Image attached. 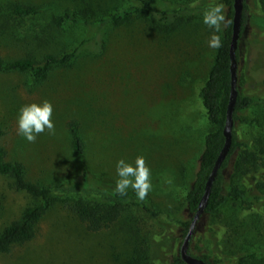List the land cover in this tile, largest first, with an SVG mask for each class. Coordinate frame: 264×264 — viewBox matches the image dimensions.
<instances>
[{
	"label": "rangeland",
	"instance_id": "1",
	"mask_svg": "<svg viewBox=\"0 0 264 264\" xmlns=\"http://www.w3.org/2000/svg\"><path fill=\"white\" fill-rule=\"evenodd\" d=\"M151 1L170 21L181 17L180 24L164 30L148 17L105 29L53 22L61 11L92 21L139 0H0L1 57L71 48L78 53L72 65L55 69L40 82L24 73L0 72V144L10 159L24 161L31 180L53 188V203L38 222L36 236L0 253V264H130L135 246L158 233L151 263L170 264L179 252L182 223L193 217L185 195L204 137L213 128L199 97L216 50L207 45L212 30L203 25L202 13L222 2V29L228 6L224 0ZM15 2L37 5L42 14L12 15L9 7ZM246 4L237 87L255 102L234 121L243 145L225 169V203L213 217L199 220L190 244L193 255L206 253L215 264H236L240 255L249 253L255 256L246 264H264V159L259 170L235 174L239 155L264 145V0ZM44 99L53 106L55 131L45 130L29 143L17 135L18 108ZM71 118L80 123L84 159L71 148L66 125ZM138 155L151 170V189L144 200L159 217L128 207L111 227L87 229L65 204L78 196L76 185L82 183L84 170L90 182L114 186L116 160L131 162ZM235 186L247 191L250 203L234 196L230 188ZM39 202L0 174V231L26 206Z\"/></svg>",
	"mask_w": 264,
	"mask_h": 264
},
{
	"label": "trees",
	"instance_id": "2",
	"mask_svg": "<svg viewBox=\"0 0 264 264\" xmlns=\"http://www.w3.org/2000/svg\"><path fill=\"white\" fill-rule=\"evenodd\" d=\"M139 2H131L123 8L113 11L106 17H98L92 21L77 17L70 11H61L54 15L53 22H56L60 26L77 23L91 24L105 29L109 26H119L132 22L139 17H148L153 20L155 26L164 30H171L176 28L182 20L181 17H176L174 21H170L169 16L165 14L166 11L155 7L151 0H139ZM224 2L228 6V10L226 24L219 33L221 36V46L215 50L206 80L199 90V97L204 107L207 120L212 124L213 128L204 137V145L200 154L197 170L193 182L185 195V204L191 214H194L198 208L200 199L205 191L207 179L225 142L223 128L226 122L227 106L231 90L230 43L233 23V0H224ZM246 9L247 4L246 0H244L240 37L245 32L248 19ZM9 12L17 17H33L42 14L39 6L20 2L12 4L9 7ZM236 53L238 58L240 50L237 49ZM77 57L78 53L76 48L64 50L60 53L49 51L42 55L26 52L6 58L0 56V72L24 73L33 81L40 82L48 79L51 72L55 69L66 68L72 65ZM260 101L264 104V99H260ZM254 102L255 99L252 96L242 94L238 90L233 115L234 121L239 119L240 112L247 110ZM66 125L72 150L84 159L86 148L79 121L71 118L67 121ZM1 136L2 130L0 129V139ZM242 145L237 140V133L233 129V141L229 154L213 182L208 204L202 217L204 215L210 218L213 217L224 205L227 197L224 193L225 169L229 164L231 155ZM263 155L264 145L262 143L259 151L249 147L236 160L235 174L245 176L249 172L259 170L261 160L264 159V157L262 158ZM0 174L11 179V185L14 189L25 192L40 200L37 204L26 206L18 218L9 221L0 231V253H7L13 246L25 244L36 236L38 222L53 203V188L52 186L31 180L28 177L27 166L24 161L10 159L8 150L1 144ZM78 186V196L70 202H65V204L85 224L87 229L91 231H99L111 227L121 218L128 207L137 208L146 217L153 218L159 217L160 215V212L150 206L144 199H138L136 194L130 190H127L126 195L121 196L114 192V186L105 185L102 181L90 182L86 170L83 172L82 183L76 185V188ZM230 191L234 196L242 199L244 203L251 202L252 197L250 195L248 196L247 191H243L236 186L231 187ZM256 198L259 199L260 196ZM190 221L191 219L182 223L183 237L187 233ZM158 234H155L149 239L144 238L141 244L135 246L136 256L131 260L130 264H153L151 263L152 254L150 252L153 251L155 244H157ZM251 256H255V254L240 255L236 264H246ZM198 257L203 258L211 264H215L206 253ZM170 264H186L180 255V249Z\"/></svg>",
	"mask_w": 264,
	"mask_h": 264
},
{
	"label": "clouds",
	"instance_id": "3",
	"mask_svg": "<svg viewBox=\"0 0 264 264\" xmlns=\"http://www.w3.org/2000/svg\"><path fill=\"white\" fill-rule=\"evenodd\" d=\"M225 22L224 5L222 2L215 3L212 7L202 13V23L212 30L207 42L209 48L219 49L221 46V26ZM53 106L50 101L44 99L37 102L22 104L16 115L17 135L29 143L35 142L37 136L44 133L49 134L55 131L52 120ZM151 170L145 164L142 155H138L131 162L124 158L115 162V185L114 192L117 195H126L131 188L138 199L143 200L151 189Z\"/></svg>",
	"mask_w": 264,
	"mask_h": 264
},
{
	"label": "water",
	"instance_id": "4",
	"mask_svg": "<svg viewBox=\"0 0 264 264\" xmlns=\"http://www.w3.org/2000/svg\"><path fill=\"white\" fill-rule=\"evenodd\" d=\"M244 11V0H233V23H232V37L230 43V71H231V90L230 98L227 106L226 122L223 128L225 136L224 145L214 163L211 173L207 179L205 191L200 199L199 205L190 221L187 233L180 246V255L186 264H211L201 257L195 256L190 252V242L198 222L204 214L205 208L208 204L213 182L216 179L218 171L220 170L224 160L227 158L232 141H233V126H234V110L238 97L237 87V48L242 27V18Z\"/></svg>",
	"mask_w": 264,
	"mask_h": 264
}]
</instances>
